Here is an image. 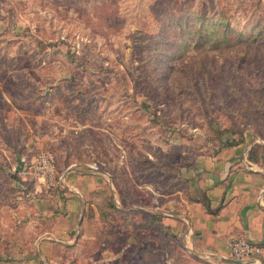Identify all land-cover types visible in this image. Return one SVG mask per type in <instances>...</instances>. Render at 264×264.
<instances>
[{
	"label": "rangeland",
	"instance_id": "rangeland-1",
	"mask_svg": "<svg viewBox=\"0 0 264 264\" xmlns=\"http://www.w3.org/2000/svg\"><path fill=\"white\" fill-rule=\"evenodd\" d=\"M177 19L196 38L179 39ZM202 21L216 28L204 44ZM30 128L52 148L25 144L59 173L103 164L105 188L75 244L50 249L54 264H208L161 213L191 200L187 169L230 144H252L264 166V0H0V214L38 191L15 160ZM7 224L0 264L38 256L41 231Z\"/></svg>",
	"mask_w": 264,
	"mask_h": 264
},
{
	"label": "crops",
	"instance_id": "crops-1",
	"mask_svg": "<svg viewBox=\"0 0 264 264\" xmlns=\"http://www.w3.org/2000/svg\"><path fill=\"white\" fill-rule=\"evenodd\" d=\"M30 132L29 140L21 141L26 152L15 157L19 171L22 165L18 159L35 155L25 141L28 144L36 141L38 151L52 148V144L43 146L47 140L44 133L32 128ZM253 152L252 144L241 143L193 163L186 171L191 200L182 198L183 204L170 200L165 205L166 212L161 213L163 223L178 234L184 249L205 263L264 264V255L241 263L233 262L236 259L228 243L230 238L244 237L264 247V166L252 159ZM104 184L101 173L77 165L66 173L64 186L29 194L32 198L26 199V204H20L26 209L15 208L0 214V227H8L9 221L14 225L19 222L26 232L41 231L38 241L41 240L37 243L39 255H25L21 251L17 259L19 264H54L50 249L57 244H75L78 239L75 240L73 234L80 226L85 228L83 216L91 192L103 188ZM177 204L181 205L180 212ZM46 223L53 227L46 229ZM24 244L17 243L19 247H26Z\"/></svg>",
	"mask_w": 264,
	"mask_h": 264
},
{
	"label": "built area",
	"instance_id": "built-area-1",
	"mask_svg": "<svg viewBox=\"0 0 264 264\" xmlns=\"http://www.w3.org/2000/svg\"><path fill=\"white\" fill-rule=\"evenodd\" d=\"M22 178L20 185L24 191L31 185V180H34V188L37 193L44 191L56 190L58 187L64 186L66 181V173L72 168H76L77 164L59 173L54 156L51 152L44 150L38 152L32 158L22 159ZM85 168L93 172H98L103 168V164L97 161L86 163ZM30 170L27 171V170ZM230 250L234 259L243 261L249 258H258L264 255V247L262 245L252 243L244 237L230 238Z\"/></svg>",
	"mask_w": 264,
	"mask_h": 264
},
{
	"label": "trees",
	"instance_id": "trees-1",
	"mask_svg": "<svg viewBox=\"0 0 264 264\" xmlns=\"http://www.w3.org/2000/svg\"><path fill=\"white\" fill-rule=\"evenodd\" d=\"M208 9L205 11H202L201 12H198L197 13V17H204L207 18V13ZM192 22H190L189 20H185L184 22L177 19V22L176 24L173 26V32H176V26L179 28L178 29V32L179 34L181 35V38L179 39H182V38H186L187 36H191L193 39L196 38L195 37V33L192 31V29H196L195 25L191 24ZM172 28L170 27L169 30H171ZM198 40L200 41V43H205L206 40H208L209 37H211L212 34H214L216 32V28H213L212 26H207V24L202 21L200 24H199V27H198ZM170 42H175L176 41H170ZM238 144V143H237ZM236 145V144H235ZM228 146H234L233 144H230Z\"/></svg>",
	"mask_w": 264,
	"mask_h": 264
},
{
	"label": "water",
	"instance_id": "water-1",
	"mask_svg": "<svg viewBox=\"0 0 264 264\" xmlns=\"http://www.w3.org/2000/svg\"><path fill=\"white\" fill-rule=\"evenodd\" d=\"M18 163L20 166L22 165L21 158L18 159ZM233 262L241 263V261H239V260H234Z\"/></svg>",
	"mask_w": 264,
	"mask_h": 264
}]
</instances>
